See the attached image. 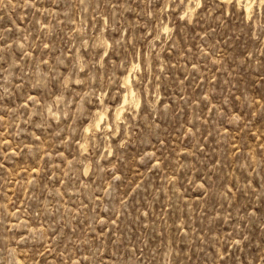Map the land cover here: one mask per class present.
<instances>
[{"label":"rangeland","instance_id":"374dc122","mask_svg":"<svg viewBox=\"0 0 264 264\" xmlns=\"http://www.w3.org/2000/svg\"><path fill=\"white\" fill-rule=\"evenodd\" d=\"M250 1L0 0V264H264Z\"/></svg>","mask_w":264,"mask_h":264},{"label":"bare ground","instance_id":"6f19581e","mask_svg":"<svg viewBox=\"0 0 264 264\" xmlns=\"http://www.w3.org/2000/svg\"><path fill=\"white\" fill-rule=\"evenodd\" d=\"M245 8H246L247 13L249 14L251 12V9H252V2L250 0H248L247 4L245 5ZM131 78H132L131 73L125 77V84L127 85L128 94L124 97V104L129 101L130 94H131L132 100L135 101V103L137 105V103H138L137 97L133 98L134 92H133L132 86L130 84ZM124 108H125V106H123L117 110V112L115 114L117 121H119L121 119V116L124 112ZM104 118H105V113L104 112L100 113L98 118H97V121L95 123V127L97 129H99L102 126V122H103Z\"/></svg>","mask_w":264,"mask_h":264}]
</instances>
